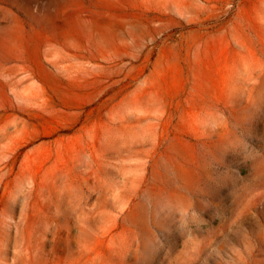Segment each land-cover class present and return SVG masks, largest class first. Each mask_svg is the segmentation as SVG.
Returning <instances> with one entry per match:
<instances>
[{"label": "rangeland", "instance_id": "1", "mask_svg": "<svg viewBox=\"0 0 264 264\" xmlns=\"http://www.w3.org/2000/svg\"><path fill=\"white\" fill-rule=\"evenodd\" d=\"M0 264H264V0H0Z\"/></svg>", "mask_w": 264, "mask_h": 264}, {"label": "bare ground", "instance_id": "2", "mask_svg": "<svg viewBox=\"0 0 264 264\" xmlns=\"http://www.w3.org/2000/svg\"><path fill=\"white\" fill-rule=\"evenodd\" d=\"M199 171V170H198ZM207 175H205V177H206Z\"/></svg>", "mask_w": 264, "mask_h": 264}]
</instances>
